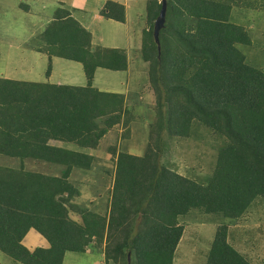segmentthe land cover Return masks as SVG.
<instances>
[{
  "label": "trees",
  "instance_id": "1",
  "mask_svg": "<svg viewBox=\"0 0 264 264\" xmlns=\"http://www.w3.org/2000/svg\"><path fill=\"white\" fill-rule=\"evenodd\" d=\"M163 1L165 23L155 42L153 24ZM246 1L243 7L254 0ZM234 3L146 0L140 56L148 66L155 119L142 155L112 151L114 179L103 215L77 204L81 192L70 182L74 170L92 169L94 157L49 142L96 150L116 125L128 130L124 96L93 87L97 69L125 71L127 57L121 49H92L91 34L71 11L55 9L31 47L47 54L46 78L55 57L79 63L86 82L0 78V155L19 162L16 168L0 165L1 253L18 264H63L66 253L85 252L97 242L104 245L106 264H173L184 235L181 219L198 211L221 217L206 264H251L229 243V223L264 198V73L238 49L251 39L231 22ZM100 13L125 20L124 6L114 2ZM196 121L227 140L204 183L162 162L167 140L188 138ZM26 160L57 173L27 170ZM31 229L48 247L29 250L22 244Z\"/></svg>",
  "mask_w": 264,
  "mask_h": 264
},
{
  "label": "rangeland",
  "instance_id": "2",
  "mask_svg": "<svg viewBox=\"0 0 264 264\" xmlns=\"http://www.w3.org/2000/svg\"><path fill=\"white\" fill-rule=\"evenodd\" d=\"M30 1L21 0L24 4H29ZM131 1L133 3L129 5L128 16L138 28L145 17L146 0ZM234 1L231 22L244 27L251 39L249 46H238V49L244 54L249 65L264 73V1L254 0L250 2V6L245 7L243 6L246 0ZM16 2L17 0L0 1V77L33 82L48 81L45 77L47 61L43 55L39 56L33 52L31 46L36 45L38 35L43 32L40 23L51 13L50 9L46 7L39 11L38 15L31 13L30 16H24L14 8ZM42 3L44 2L40 1L39 4ZM138 15H141V21ZM116 32L117 36H108L106 42L121 47L124 40L120 35H123V32L119 29ZM104 34L108 35L107 29H104ZM133 68L131 64V69ZM147 68V64L138 59L136 71L128 74L130 79L132 78L125 85L126 92L124 91L127 93L125 107L130 113L128 130L126 131L122 123L113 127L102 139L99 148L93 151L92 169H76L71 174L70 182L81 192L75 202L88 206L98 214H106L110 200L115 171L112 151L142 155L148 143L150 124L155 119V98L148 83ZM51 71L49 81L52 83H75L84 86V76L79 63L54 59ZM125 80L126 73L104 69L97 74L95 87L121 93ZM62 145L66 149L81 150L73 144ZM226 145L227 140L224 137L196 121L192 124L188 138L167 140L162 162L177 173L204 183L212 173L218 151ZM18 164V160L0 155V165L16 168ZM25 167L31 171L57 173L53 168H45L43 164L27 160ZM255 201L240 220L229 223L231 233L228 240L251 264H264V198L258 197ZM72 217L79 221L77 216ZM220 218L217 215H204L195 211L181 219L184 225V239H181L177 246L173 264H206L207 252L217 225L221 223ZM29 231L22 244L34 249L38 246L36 239H44L35 230ZM103 246L92 242L85 252H68L64 255L63 264H106L102 254ZM0 264L18 263L0 252Z\"/></svg>",
  "mask_w": 264,
  "mask_h": 264
},
{
  "label": "crops",
  "instance_id": "3",
  "mask_svg": "<svg viewBox=\"0 0 264 264\" xmlns=\"http://www.w3.org/2000/svg\"><path fill=\"white\" fill-rule=\"evenodd\" d=\"M40 1H43L44 3H42L40 5L39 4ZM108 1L124 6L125 20L123 23L116 22V21H113L111 19H106L101 15L100 12L103 9L105 3ZM131 3H133V1H131V0H31L29 4H24L21 2V0H17L14 8L17 9V11L23 13L24 16H30L31 13H33L34 15H38V14H40L39 11L45 9L46 7L49 8L51 13L46 17V19L44 21H42L40 23L41 28L44 29L45 26L47 25V23H49L52 20L53 12L55 11V9L61 6V8L70 10L71 16L81 25L82 28H84L85 30H87L91 34V47H92V49H95L97 47H102V48H108V49H121V50H123L126 54V57H127V69L125 71H121L119 73H123V72L126 73V80H125L124 85L122 87L123 92L118 93V94H122L124 96V98L126 99L127 93L126 94L124 93L125 85L128 83V81H130L132 79V78L130 79V76L128 74H129V72H132V71L134 72L137 69L138 59H141V58H139V54H140V48H141V42H142V33L144 30H147V28H148V25L146 24V18L145 17L142 18L141 15H138V17H139L140 21L142 18L143 23L142 24L140 23L141 25L138 28H136L134 26V24L130 21L129 16H128V8L130 7L129 5ZM134 4H135V2H134ZM33 9H36V11H34ZM145 9H146V5H145ZM145 16H146V12H145ZM104 29L108 30V35L104 34ZM117 29H119L120 31L123 32V35H120L123 37V40H124L121 47H119L117 45H110V43L108 44L106 42V39L108 36H117V32H116ZM32 51L37 53L39 56L43 55V57L46 59V61L48 63V57L45 53L36 52L33 49H32ZM54 59H58V58L53 57L51 59V66H52V62L54 61ZM131 64L134 66L133 69H131ZM81 70H82V67H81ZM102 70H104V69H97V71L95 72L94 79H93V87L94 88H96L95 87V81H96L97 74L100 73V71H102ZM106 71H108V70H106ZM51 73H52V71H51ZM51 73H50L49 77L47 78L48 79L47 82H49L51 84L82 86L81 84L77 85L75 83H60V82L52 83L49 81L51 78ZM82 73H83V71H82ZM116 73H118V72H116ZM146 74H147V71H146ZM83 76H84V73H83ZM0 78H3V77H0ZM6 79H8V78H6ZM12 80H18V79H12ZM19 81H22V80H19ZM84 81L86 82L85 76H84ZM29 82H33V81H29ZM42 82H45V81H42ZM85 82H84V85H85ZM96 89L99 91H102V92L117 93V92L107 91L106 89H98V88H96ZM128 94H129V92H128ZM125 103H126V101H125ZM110 134L111 133H109V135ZM49 144L50 145L55 144L54 146L63 147V145L57 141H50ZM80 151L85 152V153H89L93 156L94 150L81 149ZM119 152H124V151H119ZM44 167L48 168L45 165H44ZM29 232L30 231H28V233ZM28 233L24 237L23 241H25ZM183 239H184V236L182 237V240ZM44 240L42 241V240L36 239V242L38 244L37 247H43V248L48 247V243L46 242V240L45 241ZM44 243H46L47 246H45L46 244H44ZM26 248L29 250L32 249L29 247H26Z\"/></svg>",
  "mask_w": 264,
  "mask_h": 264
},
{
  "label": "water",
  "instance_id": "4",
  "mask_svg": "<svg viewBox=\"0 0 264 264\" xmlns=\"http://www.w3.org/2000/svg\"><path fill=\"white\" fill-rule=\"evenodd\" d=\"M165 16H166V2L163 1L159 14L153 24V37H154L155 42H158V35H159L160 30L164 26Z\"/></svg>",
  "mask_w": 264,
  "mask_h": 264
},
{
  "label": "clouds",
  "instance_id": "5",
  "mask_svg": "<svg viewBox=\"0 0 264 264\" xmlns=\"http://www.w3.org/2000/svg\"><path fill=\"white\" fill-rule=\"evenodd\" d=\"M148 69V68H147ZM148 76V75H147ZM148 83H149V81H148Z\"/></svg>",
  "mask_w": 264,
  "mask_h": 264
}]
</instances>
